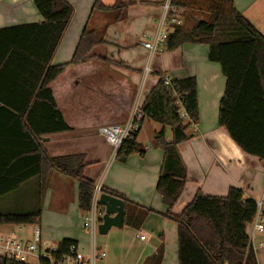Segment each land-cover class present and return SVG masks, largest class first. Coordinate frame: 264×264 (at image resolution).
Returning a JSON list of instances; mask_svg holds the SVG:
<instances>
[{
    "label": "crops",
    "instance_id": "obj_1",
    "mask_svg": "<svg viewBox=\"0 0 264 264\" xmlns=\"http://www.w3.org/2000/svg\"><path fill=\"white\" fill-rule=\"evenodd\" d=\"M67 1L74 6L75 14L52 64L72 60L86 28L104 31L102 35L106 44L97 46L90 60L69 67L50 83L57 107L72 130L42 137L44 148L53 158L84 156L83 172L87 178L154 212L148 215L139 230L124 225L121 229L112 228L107 235H93L84 229L86 213L79 209L78 181L59 171H51L42 216L31 225V233L22 234L21 226L0 225V236L17 234L22 240L31 242L35 225H39L44 252L55 249L64 239H71L77 242L78 253L86 260L95 251L105 253V257L95 264H148L146 261L157 253L163 239L165 253L161 264H179L177 225L164 216L168 208L157 192L164 153L152 147V141L162 126L145 119L138 136L145 154L132 155L125 162L117 159L114 147L98 134V129L126 123L133 109L144 105L160 76H167L172 81L197 79L201 121L188 129L192 139L179 146L188 180L172 209L174 215L181 214L198 193L226 196L231 188H239L247 199L264 200V161L245 155L219 128V106L226 79L220 65L209 61L208 45L185 44L175 51L164 49L153 55L140 45L141 34L153 31L161 19V0H101L107 7L121 4L120 9L112 12L94 10L95 0ZM232 1L264 35V0ZM179 13H183L179 19L184 28L188 20H193L189 29L196 25L195 20H201L200 16L193 14L199 12L187 10ZM42 22L44 18L33 0H0V30ZM103 59L124 65L115 66ZM33 69L31 60L15 61L6 74L16 75L20 70L22 75L30 77ZM6 93L17 94L22 100L26 96L25 90L16 92L11 89ZM166 136L168 140L172 139L169 128ZM0 140L14 141L15 138L4 134ZM24 189L35 194L37 180L29 182L21 191ZM3 200L9 212L15 202L21 201L20 196L14 194ZM23 203L26 202L23 200ZM247 233L259 264H264V232L255 231L250 224ZM27 263L39 264V261L30 257Z\"/></svg>",
    "mask_w": 264,
    "mask_h": 264
},
{
    "label": "trees",
    "instance_id": "obj_2",
    "mask_svg": "<svg viewBox=\"0 0 264 264\" xmlns=\"http://www.w3.org/2000/svg\"><path fill=\"white\" fill-rule=\"evenodd\" d=\"M44 18L40 24L0 30V138L11 135L14 141L0 140V199L21 197L29 182L37 180V192H29L26 203L19 201L14 211H0V225H33L42 216L44 195L51 171H59L79 183V209H92L95 182L84 175L82 155L50 157L42 137L72 129L59 111L50 83L71 66L87 62L94 48L106 44L104 36L84 30L74 56L69 63L53 65V59L75 14L67 0H33ZM163 0H161L162 4ZM178 11H195L208 16L192 29L178 25L169 34L165 49L175 51L185 44L208 45V59L220 65L226 79V89L219 106L218 125L247 155L264 161V35H262L236 8L232 0H171ZM121 5L107 7L95 0L94 10L112 12ZM31 60L33 75L25 77L22 71L6 74L12 62ZM109 64L123 63L106 60ZM160 76L143 105L145 119L162 126L152 147L164 153L157 192L167 206L166 218L174 221L178 230L179 264H259L247 233L257 213V201L247 199L239 188H231L226 196H206L198 193L181 214L172 209L184 192L188 170L179 146L190 139L188 129L200 124L198 81L195 77L171 80ZM25 90V98L6 95L8 90ZM28 92V93H27ZM6 93V94H5ZM184 111L188 118L181 116ZM172 132L168 140L166 129ZM139 133L128 138L117 152V159L145 150L138 143ZM102 193L120 198L125 203V226L141 229L154 210L138 205L109 189ZM35 199V201H33ZM32 200V201H31ZM30 202V203H29ZM30 207L28 208V206ZM99 210L105 212L102 205ZM77 242L62 240L55 250H48L50 258L40 264L62 262L71 256V247ZM164 240L148 264H161L164 258ZM0 264H28L0 256Z\"/></svg>",
    "mask_w": 264,
    "mask_h": 264
},
{
    "label": "built area",
    "instance_id": "obj_3",
    "mask_svg": "<svg viewBox=\"0 0 264 264\" xmlns=\"http://www.w3.org/2000/svg\"><path fill=\"white\" fill-rule=\"evenodd\" d=\"M161 6L163 14L156 28L153 31L141 34L140 45L150 52L151 55L163 51L166 47L170 31L175 26L181 25L178 12L171 6V0H163ZM170 82V78L167 77L165 80L166 85H169ZM142 108L143 106H136L125 124L101 127L98 129V134L118 152L128 138L142 130L145 121ZM181 116L185 119L188 118L184 111L181 112ZM101 194L102 187L96 185L92 209L86 213L84 222V229L93 235L98 233L99 225L102 223L105 215V212H102L98 208ZM251 225L255 231L259 233L264 232V200L257 201V213ZM142 239L144 240L145 237H142ZM41 243L42 236L39 225H35L33 240L31 242L22 240L17 234H4L0 236V256L13 258L23 263H27L30 257H36L40 264L42 258L51 259L47 251H43ZM104 257V252L95 251L92 257L86 260L78 253V246L73 245L71 247V256L66 257L62 262L52 261V264H95L97 260Z\"/></svg>",
    "mask_w": 264,
    "mask_h": 264
},
{
    "label": "water",
    "instance_id": "obj_4",
    "mask_svg": "<svg viewBox=\"0 0 264 264\" xmlns=\"http://www.w3.org/2000/svg\"><path fill=\"white\" fill-rule=\"evenodd\" d=\"M99 204L105 208V215L98 233L107 235L112 228L121 229L125 224V203L122 199L102 193Z\"/></svg>",
    "mask_w": 264,
    "mask_h": 264
},
{
    "label": "rangeland",
    "instance_id": "obj_5",
    "mask_svg": "<svg viewBox=\"0 0 264 264\" xmlns=\"http://www.w3.org/2000/svg\"><path fill=\"white\" fill-rule=\"evenodd\" d=\"M119 5H121V4H119ZM179 12H181V11H178V15H179V18H180V15H182V14H180ZM188 14V13H187ZM194 15H196L197 17L198 16H200V18H201V20H207L208 19V16L207 15H205V14H202V13H193ZM191 19H194L192 16H191ZM200 20V21H201ZM189 21V23H187L188 25L185 27V29H187V30H189V28L193 25L192 23H191V21H193V20H188ZM195 23L196 22H199V20H195L194 21ZM181 24H182V21H181ZM103 32L104 31H102L101 32V30L100 31H97V33L99 34V36H103L102 34H103ZM95 49V48H94ZM93 49V50H94ZM159 54V53H158ZM91 56H92V52H91ZM147 70V69H146ZM145 70V71H146ZM123 124H125V123H122V125ZM112 125H120V124H112ZM112 125H106V126H112ZM102 127H104V126H102ZM101 128V127H100ZM45 197H44V201H43V203H45V200H46V192H45V195H44ZM29 199V192H28V190L27 189H24L23 190V192L21 193V197H20V200H21V202H23V200L24 201H26V200H28ZM260 201V200H259ZM5 202L6 201H2V199H0V211H7V206H6V204H5ZM12 204V203H11ZM42 205H44V204H42ZM8 207H9V209H11L10 208V206L8 205ZM13 208H12V211H14L16 208H17V206L16 205H14L13 204V206H12ZM43 207V206H42ZM85 216H86V214H85ZM84 222H85V218H84ZM12 227L13 228H17V226H13L12 225ZM12 227H7L8 229H11ZM21 228H22V230H23V232H22V234H25V233H31V231L33 230V228H32V226L31 225H23V226H21ZM33 240V239H32ZM43 248H44V246H43ZM34 260V259H33Z\"/></svg>",
    "mask_w": 264,
    "mask_h": 264
}]
</instances>
